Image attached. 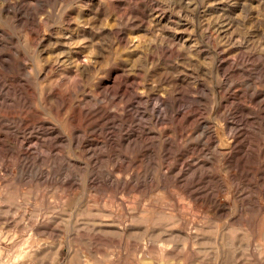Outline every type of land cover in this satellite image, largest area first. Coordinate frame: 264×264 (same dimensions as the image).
Returning <instances> with one entry per match:
<instances>
[{
  "label": "rangeland",
  "instance_id": "obj_1",
  "mask_svg": "<svg viewBox=\"0 0 264 264\" xmlns=\"http://www.w3.org/2000/svg\"><path fill=\"white\" fill-rule=\"evenodd\" d=\"M59 262L264 264V0H0V264Z\"/></svg>",
  "mask_w": 264,
  "mask_h": 264
},
{
  "label": "bare ground",
  "instance_id": "obj_2",
  "mask_svg": "<svg viewBox=\"0 0 264 264\" xmlns=\"http://www.w3.org/2000/svg\"><path fill=\"white\" fill-rule=\"evenodd\" d=\"M56 111H58V110H56ZM247 120V118L245 117V115L243 114V113H241L240 114V117L238 118V120L237 121H242V122H244V121H246ZM238 133H239V131H237L236 129H234L232 132H231V136H230V138L232 139V140H235L237 137H238ZM56 137V136H55ZM51 139V138H50ZM53 142V141H52ZM224 142H226V141H224ZM223 145H226V144H223ZM222 147H225V146H222ZM34 152V151H33ZM24 154H26V156L27 157H31V155H32V152H30L29 150H26L25 152H24ZM42 175V174H41ZM50 178H52V176L50 175H46V179L47 180H49ZM67 178H63V183H66L67 182V180H66Z\"/></svg>",
  "mask_w": 264,
  "mask_h": 264
},
{
  "label": "crops",
  "instance_id": "obj_3",
  "mask_svg": "<svg viewBox=\"0 0 264 264\" xmlns=\"http://www.w3.org/2000/svg\"><path fill=\"white\" fill-rule=\"evenodd\" d=\"M57 264H61L60 262L59 263H57ZM66 264V263H65Z\"/></svg>",
  "mask_w": 264,
  "mask_h": 264
},
{
  "label": "water",
  "instance_id": "obj_4",
  "mask_svg": "<svg viewBox=\"0 0 264 264\" xmlns=\"http://www.w3.org/2000/svg\"><path fill=\"white\" fill-rule=\"evenodd\" d=\"M222 146H226V145H222Z\"/></svg>",
  "mask_w": 264,
  "mask_h": 264
}]
</instances>
